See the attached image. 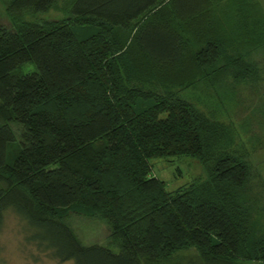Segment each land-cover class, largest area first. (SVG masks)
Returning a JSON list of instances; mask_svg holds the SVG:
<instances>
[{"label":"trees","instance_id":"obj_1","mask_svg":"<svg viewBox=\"0 0 264 264\" xmlns=\"http://www.w3.org/2000/svg\"><path fill=\"white\" fill-rule=\"evenodd\" d=\"M2 1L0 227L13 211L58 262L264 264V206L226 109L264 52L258 3ZM58 1L65 17L36 18ZM166 157L204 177L167 190L150 164ZM71 214L106 242L84 244Z\"/></svg>","mask_w":264,"mask_h":264},{"label":"rangeland","instance_id":"obj_2","mask_svg":"<svg viewBox=\"0 0 264 264\" xmlns=\"http://www.w3.org/2000/svg\"><path fill=\"white\" fill-rule=\"evenodd\" d=\"M259 9L264 13V0H255ZM58 1L54 9L37 19L54 20L65 17ZM6 4L0 0V24L8 27L4 14ZM31 20L30 18H27ZM35 20V19H32ZM90 31L87 28H78L76 33L84 36ZM252 72L236 85L238 93L233 98L235 105L228 106V115L239 129V141L248 152V159L256 177L252 184L258 193V201L264 206V52L252 53L248 59ZM34 71L32 65H25L16 70L15 74H30ZM235 84V83H232ZM238 95V96H237ZM227 121V120H225ZM242 127V130L240 128ZM151 173L165 182L167 190H175L181 186L197 181L204 177L199 162L192 157H166L151 159ZM253 185V187H254ZM69 222L77 230L80 240L84 244L92 242L105 243L107 233L104 225L97 220L71 214ZM30 230L26 222L13 211L4 212L3 223L0 227V264H73L72 261L58 262L48 253L38 251L27 241ZM112 250L117 251V248ZM192 254L193 250L184 251Z\"/></svg>","mask_w":264,"mask_h":264}]
</instances>
